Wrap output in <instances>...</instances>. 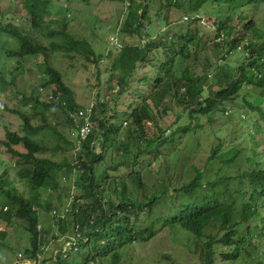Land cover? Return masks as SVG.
Wrapping results in <instances>:
<instances>
[{
  "label": "trees",
  "instance_id": "16d2710c",
  "mask_svg": "<svg viewBox=\"0 0 264 264\" xmlns=\"http://www.w3.org/2000/svg\"><path fill=\"white\" fill-rule=\"evenodd\" d=\"M161 1L160 11L153 17L151 0H130L126 4L124 29L139 43L122 46L119 43L116 53L109 51L108 55H97L90 42L73 36L66 15L60 30L49 29L48 46L37 39L36 33L50 27L46 21L50 15V0H23L30 22L28 29L24 25L0 22V51L8 49L0 56V97L16 87L17 77L25 73L23 60L26 57L43 56L44 61L38 64L41 88L52 91V97L45 96L47 100L42 99L37 87L30 95L23 94V109H11L23 121L21 131L7 129L5 140L1 142L20 168L21 184L27 185L33 193L27 197L15 187L8 172L3 171L1 212L9 222L16 218L26 224L30 235V248L24 252L27 259L37 260L45 254L47 232L41 226L39 213V208H43L58 226L59 235H65L67 240L77 238L76 245L66 253L60 247L54 264H121L128 248L148 243L164 230L178 228L197 237L194 245L201 249L204 264L214 263L217 247L222 245L227 250L220 253L225 262L251 258L257 264H264V32L258 31L252 20L241 30L237 27L239 20L246 19L245 10L264 4V0ZM212 6L216 7V16L211 24L213 37H208L204 31L208 23L203 18L213 15ZM171 7L190 14L189 18L185 20L182 16L178 22L169 21ZM153 20L158 27L166 23V30L154 31ZM146 21L149 29L144 24ZM170 23H175V27L167 31ZM249 32L253 34L243 46L246 60L238 67L223 64L215 77L197 72L205 48L221 47L228 56L240 48ZM54 53H63L69 58L80 55L86 62L97 65L105 58L111 59L110 75L111 79L116 78L118 87L114 99L132 95L129 107L118 112L98 93L92 115L93 130L81 143L75 134L78 123L73 115L82 107L64 75L52 65ZM12 60L18 63L15 68ZM177 61L186 64L180 77L175 75ZM145 69L149 72L144 74ZM208 76L214 79L218 89L208 87ZM250 87L258 91L260 98L259 103L247 97L243 99L251 123L243 138L250 146L234 148L232 156L225 158L220 153V144L208 159V163L219 160L230 167L237 166L244 157L242 161L250 164L249 170L235 176L217 173L214 179L207 180L203 170L196 169V177L188 183L174 187L168 184L171 178L164 179L162 188L149 192L143 180L147 161L143 157L153 156L148 166L155 159L159 160L163 155L160 148L174 142L176 135L174 132L165 136L157 124V115L167 112L169 100L176 99L190 118L196 119L234 103L241 91L251 90ZM15 92L20 94L19 90ZM6 108L8 106L0 103V109ZM60 110L66 115L67 130H72L69 137H65L58 130L59 124L54 125L49 117L50 113ZM181 130L188 133L192 126ZM17 146H22L24 151L16 149ZM134 146L137 153L133 151ZM65 147L72 151L71 162L57 163L47 157ZM100 147L102 152H98ZM112 151L114 165L99 174L97 167ZM121 169H127L128 173L121 177L111 175ZM165 170L169 171L166 165ZM61 175L76 178L75 187L80 190V196L71 194L70 201L62 208L49 202L42 206L39 200L43 190L57 189ZM178 180L180 176L176 182ZM237 181L243 189H237L240 195L236 197L226 185ZM53 209L62 211L64 216L56 219ZM241 225L248 227L247 235L243 234ZM209 229L217 232L207 233ZM256 232L263 245H258L259 241L253 238ZM0 235L7 237L3 231ZM57 239L54 235L53 240ZM248 247L254 249L253 253Z\"/></svg>",
  "mask_w": 264,
  "mask_h": 264
},
{
  "label": "rangeland",
  "instance_id": "374dc122",
  "mask_svg": "<svg viewBox=\"0 0 264 264\" xmlns=\"http://www.w3.org/2000/svg\"><path fill=\"white\" fill-rule=\"evenodd\" d=\"M126 1L129 3L130 0ZM50 2V15L46 20L50 27L35 34L36 38L46 46L50 43V37H48L49 29L60 30L62 28L61 21L64 20L65 15L71 34L78 39L90 42L97 55H108L109 51L116 53L118 46H112V38H118L120 46L139 43L135 37L129 36L124 29L127 3L124 4L119 0H78L71 2L68 0H50ZM161 2V0H151L150 15L152 17L160 11V7L162 6ZM210 10H213V15L204 16L203 18V21L208 23L207 25L205 23L206 29L204 31L206 36L213 37L211 33L213 26L211 24L214 22L213 17L216 16V7L212 6ZM244 13V18L246 19L237 22L238 30H241L247 22L252 20L255 23L256 29L263 33L264 4L247 8ZM189 15L178 8L171 7L168 18L171 22H178L183 17V19H188ZM153 21L151 24L154 31L162 33L166 30V23H162L158 27V24L155 23L157 21ZM0 22L3 24L13 23L18 26L24 25L28 29L30 22H28L23 0H0ZM144 24L149 29V23L146 21ZM174 27L175 23H170L167 31ZM144 34L143 32L142 35ZM252 34L249 32L240 48L228 56L225 49L221 47L218 48L213 45L212 47L205 48L201 54L197 72H206L208 75L215 77L217 76L216 71H220L221 67H223L221 65L223 64L238 67L246 60V52L243 46ZM7 50V48H3V51H0V56H4ZM72 57L69 58L63 53H54L51 63L64 75L63 77L67 85L74 89L75 98L82 108L90 105L92 102L96 103L98 95L107 101L112 108L114 107L115 109L116 107L118 112H123L125 108L129 107L128 105L132 102V95H120L118 99H114V95L118 93V87L116 85V78L112 77L111 79V59L105 58L97 65L86 62V59L80 55L75 54ZM12 61L11 65L13 64L12 66L15 68L18 63L16 60ZM43 61V56L26 57L23 60L25 73L17 77L16 87L11 88L0 97V103L8 106L6 110L0 109V176L6 170L10 178L15 182V187L27 197H31L33 193H30L27 185L21 184L18 176L20 168L16 165L15 158L7 153L1 142L5 140L7 129L15 132L21 131L23 121L17 114L12 113L11 109H23V94L30 95L32 89L37 87L40 89L38 93L42 99L47 100L44 94L50 92V90L41 88V70H38V64ZM185 65L183 61H177L175 67V75L177 77L181 76ZM148 72L149 70L145 69L143 73ZM208 79V87H213V90L218 89V86H214V79L209 78V76ZM136 80L137 78L134 79V81ZM250 89L246 90L244 88L234 103L225 104L222 107L223 109L221 108L210 116H198L196 119H191L188 111L176 99L172 98L169 100L167 112L158 113L157 124L165 132V136H171L174 132H176V135L174 136V142L160 148L163 155L159 160L155 159L148 166L147 163L153 156L148 154L149 156L146 155L143 157V159L147 160L143 170V180L149 192H153L155 188H162L161 182L164 179L171 178L172 181H167L170 186L174 187L177 184L182 185L188 183L196 177V169H202L207 180L214 179L217 173H221V176H235L249 170L250 164L242 161L244 157L240 158L237 166L233 165L230 167L225 166L219 160L208 163V159L213 149L220 144H222L220 153L224 154L225 158L232 156L231 151L234 148L250 146V142L243 138L251 125L248 116L249 113L245 111L247 106L243 102V99L247 97L248 99H254L257 103L260 100L258 91L251 87ZM17 90L20 91V94L15 92ZM108 113L110 116L112 114L111 110ZM49 117L54 125L59 124L58 130L65 137H69L68 135L70 134L72 135V130H67V119L62 110L50 113ZM99 117H101V113ZM190 124L192 130L184 133L181 129ZM178 129L180 130L177 131ZM15 148L24 151L22 146ZM102 150L100 147L98 152H102ZM133 151L137 153L136 146H134ZM47 157L57 163L71 162L72 151L68 147H65V149L51 153ZM112 165H114L113 151L108 152L106 154V161L97 167L98 173H102L104 169ZM165 165L169 167V171L165 170ZM127 173V169H121L117 173L111 172V175L116 174L117 177H121ZM178 176H180V180L176 182ZM75 180L76 178L73 175L69 177L59 176V187L55 190H43L39 200L40 204L44 206L49 202L52 203V206L64 207L70 201L71 194L80 196V190L75 187ZM226 186L234 191L236 197L240 195L237 189H243L239 181L229 183ZM1 207L2 205L0 204V232H5L7 237L3 238L0 235V264H33V262L23 260L26 258L25 250L30 248V235L26 229V224L16 218L12 219L11 222L7 221L1 212ZM39 213L41 226L47 232L46 250L45 254L41 257V264H54L55 256L61 247V242L53 240L54 235L58 233V226L48 211L39 208ZM240 228H242L243 234L247 235L246 229L248 227L241 225ZM178 229L176 231L164 230L150 242L140 243L128 248L124 253L125 258L121 264H204L201 249L197 245H194L197 237L191 233L184 232L180 228ZM216 232L213 229L207 231V233ZM258 236L259 234L256 232L253 238L259 241L257 242L258 245L259 243L263 245L264 241L261 242L262 239L258 238ZM222 246L217 247V254L213 264H257L251 258L237 262H225L220 253L222 251L226 252L227 250L224 248L225 246ZM249 250L253 253L254 249L249 248ZM44 260L46 261L44 262Z\"/></svg>",
  "mask_w": 264,
  "mask_h": 264
},
{
  "label": "built area",
  "instance_id": "2783aa9c",
  "mask_svg": "<svg viewBox=\"0 0 264 264\" xmlns=\"http://www.w3.org/2000/svg\"><path fill=\"white\" fill-rule=\"evenodd\" d=\"M187 19V18H186ZM185 19V20H186ZM112 46H119V41L117 38H112L111 40ZM52 97V96H51ZM94 107L95 103L92 102L90 105L79 109L73 116L75 118V121L78 123L77 131H76V136L81 143L83 140H85L92 132L93 130V121H92V115L94 113ZM53 216L56 217L57 219L63 217V213H60L57 210L53 211ZM62 242V249L64 245V250L62 251L63 253H66L67 250L72 249L77 242V238H71L70 240L66 239V236L63 237L61 240ZM40 263V257L38 260L33 261V264H39Z\"/></svg>",
  "mask_w": 264,
  "mask_h": 264
},
{
  "label": "clouds",
  "instance_id": "9594fccd",
  "mask_svg": "<svg viewBox=\"0 0 264 264\" xmlns=\"http://www.w3.org/2000/svg\"><path fill=\"white\" fill-rule=\"evenodd\" d=\"M118 39V38H117ZM119 41V40H118ZM42 90V89H41ZM43 91V90H42ZM46 93H47V95H46ZM44 95L46 96V97H48V96H52V91L50 90V92H46ZM88 106V105H87ZM86 107V106H85ZM84 108V107H83ZM7 209V208H6ZM5 209V210H6ZM65 209H67V208H65ZM54 210H57V211H59L60 213H63L62 211H60V210H58V209H53V211ZM53 211H52V215H53ZM54 217V216H53ZM56 218V217H55ZM57 219V218H56ZM41 229V228H40ZM55 236H57L58 237V239L57 240H55V241H59V242H61L60 240L63 238V237H65V235H59L58 233H56L55 234ZM61 247H62V242H61ZM59 252V251H58ZM21 258H23L22 256H20ZM41 257H42V255H40V263H41ZM39 259V258H38ZM37 259V260H38ZM24 261H26V262H33V261H36V259H34V260H30V259H27V258H24L23 259Z\"/></svg>",
  "mask_w": 264,
  "mask_h": 264
}]
</instances>
